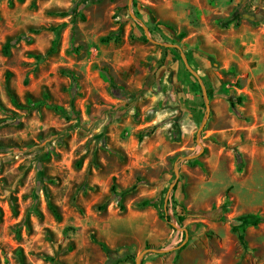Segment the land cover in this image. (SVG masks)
Segmentation results:
<instances>
[{
    "label": "rangeland",
    "instance_id": "374dc122",
    "mask_svg": "<svg viewBox=\"0 0 264 264\" xmlns=\"http://www.w3.org/2000/svg\"><path fill=\"white\" fill-rule=\"evenodd\" d=\"M253 218L264 0H0V264H264Z\"/></svg>",
    "mask_w": 264,
    "mask_h": 264
},
{
    "label": "water",
    "instance_id": "95a60500",
    "mask_svg": "<svg viewBox=\"0 0 264 264\" xmlns=\"http://www.w3.org/2000/svg\"><path fill=\"white\" fill-rule=\"evenodd\" d=\"M133 3V0H130V6L131 4ZM132 17L137 20L136 16L134 15V13H131ZM144 32H145V35L147 37V39L151 42V43H154V44H160L158 43L157 41H155V39L153 38L152 36V33L150 31V29L148 27H146L145 25H141ZM161 46L165 47V48H170V49H178L181 51L180 47L177 46V45H173V44H169V43H162L160 44ZM181 58L187 68V70L194 76L197 78V80L199 81L201 87H202V90H203V93H204V98H205V104H206V107H207V114L205 115V118L203 120V123L200 127V131L198 132V141H200V137H201V133L202 131L204 130L205 128V125L207 123V120L209 118V111H210V105H209V100H208V97H207V92H206V89H205V86H204V83H203V80L201 79V77L199 76V74L190 66L189 64V61L186 57V55L181 51ZM202 151L200 153H198L197 155L195 156H192V157H187V158H184L182 159V161H190V160H193V159H196L197 157H199L202 152H203V147H201ZM179 163H177L175 165V175H176V180H175V183L171 186L170 188V191H169V194H168V197L166 199V203H168L169 201V195L170 193L172 192V190L174 189V187L177 185L178 181H179V174H180V171H179ZM148 253H156V254H166V253H169V250H163V249H159V250H145L141 255L140 257L138 258L136 264H143V260H144V257L148 254Z\"/></svg>",
    "mask_w": 264,
    "mask_h": 264
},
{
    "label": "trees",
    "instance_id": "16d2710c",
    "mask_svg": "<svg viewBox=\"0 0 264 264\" xmlns=\"http://www.w3.org/2000/svg\"><path fill=\"white\" fill-rule=\"evenodd\" d=\"M84 1H85V0H84ZM94 1H95V0H94ZM251 19H253V17H252ZM139 29H140L141 31H143V28H141L140 26H139ZM164 48H165V47H164ZM167 50H170V48H167ZM191 75H192V74H191ZM192 76H193V75H192ZM193 77H194V76H193ZM239 88H240V87H239ZM237 102H238V104H242V102H243V98H242V97H239V98L237 99ZM55 108H56V110H61V111H62V109H60V108H58V107H55ZM140 205L143 206V207H150V206L155 207V206H156L155 203H154L153 201H151V200L143 201V202H141ZM52 209H53L54 213L57 214V210H56V208H55L54 206H52ZM175 211H176V218H177V220L179 221V223H182V222L184 221V217H182V216L179 215L178 211L176 210V207H175ZM168 213H169V209H167V210L163 213L162 218H163V220H165V221L169 224V226H170L172 229H175V225H174V223H173L172 217H171L170 215H168ZM261 222H264V220H263V219H260V218H253V219H251V221H250V223H251L253 226H255V227H257ZM232 231H233L235 234L238 235V238H239L240 243H241L243 246H245V245H246V244H245V237H244L243 234L240 233V229H239V227H238V226H233V227H232ZM183 249H184V247H183V248H180V249L178 250V253H180Z\"/></svg>",
    "mask_w": 264,
    "mask_h": 264
}]
</instances>
